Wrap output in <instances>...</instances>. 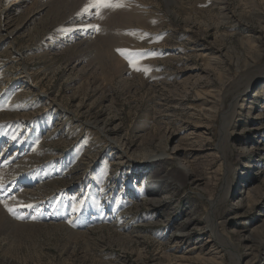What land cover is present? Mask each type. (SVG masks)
I'll use <instances>...</instances> for the list:
<instances>
[{"label":"rangeland","instance_id":"obj_1","mask_svg":"<svg viewBox=\"0 0 264 264\" xmlns=\"http://www.w3.org/2000/svg\"><path fill=\"white\" fill-rule=\"evenodd\" d=\"M89 2L0 16V170L27 163L0 198L36 193L6 210L0 264H264V0H114L101 15ZM78 13L79 38L53 43ZM173 148L194 173L168 165L181 187L152 213L132 169ZM188 215L186 238L167 243Z\"/></svg>","mask_w":264,"mask_h":264},{"label":"bare ground","instance_id":"obj_2","mask_svg":"<svg viewBox=\"0 0 264 264\" xmlns=\"http://www.w3.org/2000/svg\"><path fill=\"white\" fill-rule=\"evenodd\" d=\"M19 3H16V2H10L9 4H7L5 6V9L2 10V12L0 13V16L3 17V19H7L8 18V15L10 14V12L14 11L15 8L17 7H22L24 6L26 3L28 4V2H30L31 0H18ZM43 1V0H41ZM129 1V0H128ZM140 1H143V0H130V2L128 3V5H132L131 7L135 10V11H138L140 9H143V7H139V6H142L141 2ZM168 1H171V0H168ZM129 7V6H128ZM145 7V6H144ZM90 11V10H89ZM88 11V12H89ZM128 11H130L128 9ZM132 11V10H131ZM134 11V12H135ZM87 12V13H88ZM86 13V12H85ZM91 13V11H90ZM97 13V12H96ZM131 13V12H129ZM133 13V12H132ZM139 14L140 11L138 12ZM138 14V15H139ZM101 15V14H100ZM127 16H130L131 15L129 14H126ZM136 15V14H135ZM103 16V15H102ZM105 16V15H104ZM137 16V15H136ZM69 17V16H68ZM140 17V16H139ZM126 18V17H125ZM129 18V17H127ZM133 18V17H131ZM88 19V16L87 14H80L79 16H71L70 15V18H66L65 21L63 22V24L65 25V27H68L69 29L67 31H61V30H58V32L55 33V36L53 38H51V40L53 41V43H62L64 44L65 41L71 39H76V38H79V37H76L77 35L81 34V33H75V31H77L76 28H73L71 29L73 26H78V24H80V22L76 25L74 22H78L80 20H87ZM139 19V18H138ZM106 20V19H105ZM129 21V19H128ZM132 21V19H131ZM5 25H6V22H4ZM99 25V24H98ZM101 26V25H100ZM73 33V34H72ZM106 35V34H104ZM103 35V36H104ZM131 35V34H130ZM9 36V34L7 35ZM82 36V35H81ZM107 36V35H106ZM105 36V37H106ZM126 36V35H125ZM103 40H105L103 38ZM122 41V40H121ZM120 41V42H121ZM124 41V40H123ZM142 41V40H141ZM128 42V40H127ZM133 42V41H132ZM138 41L136 40V43ZM124 43V42H123ZM133 44L135 45H138V44ZM141 43V42H140ZM49 44V43H48ZM141 45V44H140ZM142 46V45H141ZM129 47V46H128ZM138 47V46H137ZM136 47V48H137ZM140 47V46H139ZM143 47V46H142ZM12 50H14L15 52L17 51L16 49H14V47L11 48ZM116 49V48H115ZM113 50V49H112ZM114 51V50H113ZM132 67V66H131ZM238 99V98H237ZM237 99L235 100V105L233 106V108L235 109L237 107ZM55 105V103H54ZM242 106V103H240L238 105V107ZM250 108V107H249ZM233 119V118H232ZM228 121V120H226ZM227 123L228 122H225L224 124H222L223 126V132H225L224 130L227 128ZM89 125V124H88ZM253 129H260V126H255L253 127ZM226 137L225 134H222V139ZM225 140V139H224ZM179 150L178 148H173L172 151H161V152H156V151H143L142 153L138 154L137 156L140 157V160L139 162L141 164L144 165V167H141L138 163L135 164V166L133 167L132 171H134L135 173H139L140 174V179H141V183L144 182V188H143V195L145 198H143V202L145 201L146 204H147V207L148 209L154 213L156 212L158 209H164L165 208V204L167 203L165 200L168 199L170 196L174 195L176 193V191L178 190L179 187H181V183L175 179L173 177V172L172 170L169 169V167H167L168 165H171V164H175L176 166L174 167L175 171L176 170H181L183 171V173L185 175H190V174H193L194 173V170H193V166H192V161H188L185 156L184 158L182 159L183 160V164L181 163L180 165V161L178 160L179 157H178V154H179ZM17 156V155H16ZM15 157V156H14ZM179 161V162H178ZM27 163H25L23 160H19L15 163H13L9 168L7 169H3V170H0V182H5V181H8L7 179H12L16 172H18L21 167H26ZM23 165V166H22ZM117 165V164H116ZM24 167V168H25ZM149 167V168H148ZM149 169L146 173L144 172L145 170ZM152 169V170H151ZM29 171V170H28ZM145 173V174H144ZM14 175V176H13ZM26 176V175H25ZM193 176V175H192ZM20 178V177H19ZM16 179V178H15ZM198 180V177H193L192 179H190L188 181V183L190 184H195V185H198L199 182L197 181ZM227 181V180H226ZM15 182V181H13ZM1 184V183H0ZM4 184V183H3ZM13 184V183H12ZM9 185V183H8ZM7 185V186H8ZM5 187V185H2ZM228 186V185H227ZM225 186V188L227 187ZM14 187V188H12ZM21 187L18 186V185H14V186H11L9 187V189H7V193L9 192V190L12 188V190H17V188ZM39 188V187H38ZM38 188H36L35 190H37ZM228 189V188H227ZM240 190V192H242L243 190V185L240 186V188L238 189ZM224 193H226L225 191L223 192V195ZM35 191L34 189H31V190H23L21 191L20 193H16L14 194L13 196H9L7 197L6 199H3V198H0V201H3L2 203H0V226H1V223L3 221H5L4 219H8V215L6 213V210L7 208L5 207V204H7L8 208H10V206H19V205H22L24 204L23 202L24 201H27V200H30L31 197H33L35 195ZM39 194V193H38ZM5 195V194H4ZM6 196V195H5ZM36 196V195H35ZM220 196V195H219ZM34 198V197H33ZM32 199V198H31ZM211 202V207L213 208L215 203L212 202V200L210 201ZM162 203V204H161ZM52 211V210H51ZM107 211V210H106ZM9 212V211H8ZM150 212V213H151ZM211 213V212H210ZM162 214V213H161ZM167 215V213H166ZM165 215V216H166ZM211 215V214H210ZM8 216V217H7ZM107 217V216H106ZM168 217V216H167ZM108 220V219H107ZM167 219L161 215H157V219H156V223H165V222H169V221H166ZM205 227L208 228L210 230V232L212 233V235L214 234L216 236V222L212 221L210 219V217H206L205 219ZM100 221V220H99ZM194 221V217H189V215L187 217H185V219L183 221H179L174 224L172 223L171 225L173 226L174 224V228L175 230L168 235L167 237V243H171L173 242L174 240H182V239H185L186 236L188 235V232L187 231H191V227L189 226L190 224H192ZM13 222V221H12ZM128 222V221H127ZM151 223V222H150ZM198 223V222H197ZM20 224V223H19ZM125 224V223H124ZM112 225V224H111ZM126 225V224H125ZM121 226V225H120ZM190 227V228H189ZM203 227V228H205ZM115 228V227H114ZM125 228V227H124ZM198 229V228H197ZM191 234V232H190ZM225 236V235H224ZM227 237V236H226ZM224 238V237H223ZM229 238V236H228ZM230 239V238H229ZM226 240V238H225ZM176 241V242H177ZM175 242V241H174ZM181 242V241H180ZM226 243H229L227 241H225ZM174 245L173 244L171 247L174 248ZM220 257V256H218ZM217 257V258H218ZM233 258V255L231 256ZM234 258L236 259L235 263L239 264V254L235 253V256ZM180 262V261H179Z\"/></svg>","mask_w":264,"mask_h":264},{"label":"snow or ice","instance_id":"obj_3","mask_svg":"<svg viewBox=\"0 0 264 264\" xmlns=\"http://www.w3.org/2000/svg\"><path fill=\"white\" fill-rule=\"evenodd\" d=\"M122 5L115 3L114 0H90L89 4L85 5V8L82 9V12H88L90 9L95 8L97 10V15H100V13L103 11L104 8L107 7H120ZM79 15V13H78ZM102 18V16H101ZM88 27H91L97 31H99V26L97 25H88ZM134 34V33H133ZM147 35V34H145ZM118 52L121 54H125L128 50L124 49H117ZM129 63L133 66H136V61L129 58ZM137 70H142L141 68L137 67ZM144 71H147V69H143ZM3 201H0L2 203ZM5 207L8 209L9 212H13L12 208H8L7 204H5Z\"/></svg>","mask_w":264,"mask_h":264}]
</instances>
